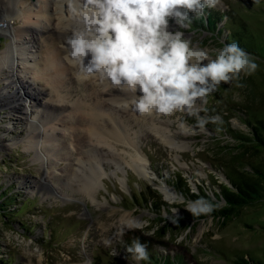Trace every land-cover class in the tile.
I'll return each instance as SVG.
<instances>
[{"label": "rangeland", "instance_id": "rangeland-1", "mask_svg": "<svg viewBox=\"0 0 264 264\" xmlns=\"http://www.w3.org/2000/svg\"><path fill=\"white\" fill-rule=\"evenodd\" d=\"M208 10L222 15L217 34L181 27L174 18H169L168 30L182 32L190 47L207 50L210 59L227 45V36L258 68L251 75L242 72L231 83L222 82L206 104L196 101L207 109L199 113L208 120L204 129L198 128L196 117L183 112L141 115L121 123L132 143L111 139L106 145L88 142L81 128L73 130L68 123L63 134L53 119L43 128L49 134L54 131L57 146L42 145L38 158L27 148L31 128L25 117L0 106V264H146L126 250L137 238L148 256L181 254L187 264H264V0H221ZM8 20L20 25L17 19ZM10 41L0 35V53ZM26 46L36 54V48ZM14 61L24 81L30 77L35 87H42L28 63ZM5 76L0 71V95L9 98L1 85ZM76 81L81 94L83 83ZM70 83L66 80L67 86ZM75 94L72 100L82 98ZM48 97L37 98L54 105ZM42 109L34 108L38 113ZM67 115L61 110L57 118L66 120ZM249 121L263 144L252 139ZM87 145L96 148V156ZM84 160L99 175L89 193L79 189L71 173ZM238 169L249 172L255 183L251 200L233 205L224 223L210 213L196 220L183 218V211L191 213L189 206L198 200L184 197L182 182L180 188L172 184L176 175L190 192L220 209L227 203L219 187H229L227 175ZM151 200L162 203L161 212L151 208Z\"/></svg>", "mask_w": 264, "mask_h": 264}, {"label": "clouds", "instance_id": "clouds-1", "mask_svg": "<svg viewBox=\"0 0 264 264\" xmlns=\"http://www.w3.org/2000/svg\"><path fill=\"white\" fill-rule=\"evenodd\" d=\"M220 4L221 0H66L65 17L71 23L61 46L63 58L75 69L78 82L99 78L132 93L130 103L140 115L183 112L196 117L198 128L204 129L208 120L199 113L207 109L196 101L206 104L222 82L238 80L242 72L251 75L258 64L236 42L215 50L210 59L207 50L190 47V40L180 31L170 32L168 24L174 18L181 27L190 26L189 13L199 19L206 7ZM188 210L198 216L211 213L214 206L200 199ZM126 250L137 261L148 259L147 247L138 238Z\"/></svg>", "mask_w": 264, "mask_h": 264}, {"label": "bare ground", "instance_id": "bare-ground-1", "mask_svg": "<svg viewBox=\"0 0 264 264\" xmlns=\"http://www.w3.org/2000/svg\"><path fill=\"white\" fill-rule=\"evenodd\" d=\"M65 2L66 0H0V35H8L11 38L8 46L0 53V71L6 74L1 85L9 94V98H2L0 95V106L9 107L11 112L20 113L25 117L31 128L26 139L27 148L37 152L38 158H41L44 150L42 145H51L53 148L57 146V143L53 144L59 140L54 131L49 134L45 132L46 128H43L53 119L63 134L68 123L74 126L73 130L82 129L83 139L108 145L111 139L132 143L123 131L121 123L123 119L139 120L141 117L130 103L134 99L133 94L112 86L109 81H100L99 78L81 80V94L78 92L79 88L76 89L78 86H74L75 69L64 60V48L61 47L65 43V37L70 35L66 32L71 20H66L63 7ZM9 18L19 20L20 25L14 27ZM77 27L82 29L83 26ZM28 44L36 48V54L27 50ZM36 55L38 57L34 59ZM14 60H20L21 64L28 63L27 69L33 71L34 80L38 79L42 87H35V81L30 77L28 82L24 81L14 67ZM66 80H70V85H66ZM13 83L19 86H14ZM47 93L48 100L54 105L49 106L37 98ZM75 93H78V97L80 94L82 98L72 100ZM36 106L43 108L41 112L34 110ZM61 110L68 112L66 120L63 117L57 118ZM21 117L19 119H22ZM87 146V151L92 154L94 152L96 156V148ZM100 161L97 159L96 163ZM75 165L77 170L71 173L79 183V189L89 193L99 175L91 163L86 165L85 160ZM43 180V186L47 187L46 175Z\"/></svg>", "mask_w": 264, "mask_h": 264}, {"label": "trees", "instance_id": "trees-1", "mask_svg": "<svg viewBox=\"0 0 264 264\" xmlns=\"http://www.w3.org/2000/svg\"><path fill=\"white\" fill-rule=\"evenodd\" d=\"M189 17L191 19V25L190 28H194L195 30H208L211 32H220V29L217 27V24L220 20H222L221 13L217 11L210 12L208 8H205L204 10V16L202 18H196L195 13H189ZM225 43L229 44V40L226 36ZM249 124L252 127V139L255 142L262 143L263 140L260 136V134L254 129L252 126V123L249 121ZM239 138H242L244 140H247V142H250L251 137H243L239 136ZM249 172L244 170H236L233 175H227V179L229 181V187L222 185L219 187L220 189V196L226 201L227 206L221 207L220 209H214L210 214L214 216H218L222 218V223H224L227 219V217L232 213L233 211V205H238L247 202L248 200L252 199V193L256 191L254 188L255 183L252 181L251 176H249ZM179 181L183 183V190L180 192L184 195V197H187L188 199L192 200H200L201 197L195 195L193 192L189 191V188L186 187L185 180L182 179V177L178 174L175 177V183H172L174 186L179 187ZM180 188V187H179ZM201 191V190H200ZM201 196L203 198H206V195L203 191H201ZM140 200L146 201L144 198L143 193L139 192ZM202 199V198H201ZM151 208L155 210L157 213L161 212L162 203L157 200H151ZM204 214L194 216L192 213L184 212L183 211V218L186 219H199L203 217ZM150 255L148 256V259L145 260L146 264H187L185 262V259L181 257V254H175V255H165V256H159V254Z\"/></svg>", "mask_w": 264, "mask_h": 264}]
</instances>
